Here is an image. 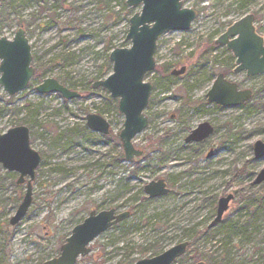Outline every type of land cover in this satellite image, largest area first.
<instances>
[{
    "label": "rangeland",
    "instance_id": "rangeland-1",
    "mask_svg": "<svg viewBox=\"0 0 264 264\" xmlns=\"http://www.w3.org/2000/svg\"><path fill=\"white\" fill-rule=\"evenodd\" d=\"M184 7L199 10L198 16L189 31L158 39L155 69L144 80L152 85L144 111L148 125L132 140L143 155L122 162L118 134L124 117L117 100L91 85L112 72L105 65L109 53L129 46L124 43L128 21L140 6L129 8L125 0L1 1L0 36L12 39L22 28L31 65L42 73L14 96L0 87V134L26 127L29 146L41 157L32 204L14 227L8 221L26 186L15 183L17 173L0 166V264H42L57 257L91 211L109 209L129 216L94 239L90 253L76 264H134L190 242L192 229H207L218 198L227 194L234 200L221 222L189 247L196 253L189 249L187 261L174 264H262L264 221L258 229L250 225L237 193L264 169V159L254 161L252 153L254 142H264V75L234 74V58L213 42L246 14L255 16L264 39V0H191ZM181 67L184 75H170ZM218 74L252 91L255 102L231 108L207 103L205 94ZM48 78L79 97L38 94L35 88ZM88 114L102 117L109 135L89 130ZM202 122L210 123L214 134L202 144L184 145L185 136ZM159 141L160 149L152 150ZM210 150L214 155L206 158ZM159 179L168 193L149 199L143 188ZM254 188L262 192L264 184Z\"/></svg>",
    "mask_w": 264,
    "mask_h": 264
},
{
    "label": "water",
    "instance_id": "water-1",
    "mask_svg": "<svg viewBox=\"0 0 264 264\" xmlns=\"http://www.w3.org/2000/svg\"><path fill=\"white\" fill-rule=\"evenodd\" d=\"M189 1L191 0H125L129 8L140 6V12L135 13L128 21L129 27L124 42H129V47L116 48L109 53L108 61L112 72L105 79L94 82L92 89L106 90L112 99L117 100V110L124 117L118 138L126 161L143 154L133 147L132 140L148 125V119L143 112L148 105L152 85L143 81L145 76L155 69L154 54L157 41L168 32L190 30L196 19V12L184 7ZM253 23L254 16L247 14L227 27L214 42L220 47L224 46L235 58L233 73L245 72L246 77L264 75V39L256 33ZM31 62V46L22 28L16 30L12 39L0 36V87L8 96L16 95L28 87L35 74ZM184 72L185 67H181L171 74L179 76ZM35 91L38 94H59L65 100L79 97L78 93L68 90L51 78L44 79ZM251 96L250 90H239L235 83L227 81L222 74L216 77L205 95L208 103L222 108L239 107L249 101ZM86 126L104 136L110 131L109 124L94 114L86 116ZM213 132L214 129L208 122H202L187 135L184 142H203ZM28 135V129L24 126H16L0 134V165L9 172L18 173L17 185L26 184L21 203L9 220L12 227L25 217L31 206L32 182L41 162L40 155L29 146ZM252 152L253 160H263L264 142H254ZM213 155L210 150L206 158ZM263 182L264 169H261L256 174L253 185L257 186ZM143 191L149 199H154L165 196L168 188L164 180L159 179L146 184ZM233 199V195L228 194L217 200L215 217L208 228L214 227L222 220ZM128 216V212L117 213L114 209L91 211L82 223L72 229L70 236L60 246L59 255L43 264H76L79 257L89 254L88 245L94 239ZM188 246V242H180L160 254L140 259L134 264H173L185 254Z\"/></svg>",
    "mask_w": 264,
    "mask_h": 264
},
{
    "label": "trees",
    "instance_id": "trees-1",
    "mask_svg": "<svg viewBox=\"0 0 264 264\" xmlns=\"http://www.w3.org/2000/svg\"><path fill=\"white\" fill-rule=\"evenodd\" d=\"M197 15L199 14V10H196ZM108 56L106 57V61H105V65L108 66L110 63L108 62ZM41 69L39 68L34 76V78H40L41 77ZM161 74H163L161 72ZM255 97L256 96H252V99L249 103H251L252 101L255 102ZM152 143V142H151ZM154 143V142H153ZM160 145L161 142H157L154 144V146L152 147V150H154L155 148H159L160 149ZM119 160L124 162V157L123 155L119 156ZM118 160H115V162ZM135 162L131 163L133 165ZM130 164V165H131ZM136 166V165H135ZM263 185V184H262ZM248 190V194L246 193ZM256 189L254 188V186L251 184L250 186H248L247 189H241L240 191H238V195H240V200L241 201H245L244 204H242V208L240 209V211H245L248 213V221L251 222L250 225H254L257 226V229L259 228L260 224L264 221V191L261 192V190L259 191H255ZM255 191V192H253ZM242 193H245V196L242 195ZM207 230L210 229H203L201 231H196V229H192V233L193 235L191 237V241H190V246L193 245L194 241H198L202 238V235H204ZM210 233V232H207ZM192 249V248H189ZM189 249L187 250L186 254L184 256H182L181 258H179L176 262L182 263V261H187V253L189 252ZM195 253L197 252L194 248L192 249ZM157 252V251H156ZM198 256V253L196 255V257ZM198 260V258H197Z\"/></svg>",
    "mask_w": 264,
    "mask_h": 264
},
{
    "label": "flooded vegetation",
    "instance_id": "flooded-vegetation-1",
    "mask_svg": "<svg viewBox=\"0 0 264 264\" xmlns=\"http://www.w3.org/2000/svg\"><path fill=\"white\" fill-rule=\"evenodd\" d=\"M225 49V48H224ZM232 55V54H231ZM232 58H233V56H232ZM234 68H235V65H234V67H233V69H232V71L234 70ZM223 75V74H222ZM218 76V75H217ZM216 76V77H217ZM224 76V75H223ZM224 78L226 79V77L224 76ZM227 80V79H226ZM205 100H206V97H205ZM206 102H207V100H206ZM188 135V134H187ZM187 135L185 136V138L187 137ZM185 138H184V140H185ZM184 140H183V143H184V145H199V143H189V144H186L185 142H184ZM233 197H234V195H233ZM219 199V198H218Z\"/></svg>",
    "mask_w": 264,
    "mask_h": 264
}]
</instances>
